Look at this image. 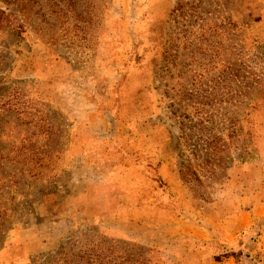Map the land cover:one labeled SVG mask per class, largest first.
<instances>
[{
    "label": "rangeland",
    "instance_id": "374dc122",
    "mask_svg": "<svg viewBox=\"0 0 264 264\" xmlns=\"http://www.w3.org/2000/svg\"><path fill=\"white\" fill-rule=\"evenodd\" d=\"M178 1L0 0V264H264V0Z\"/></svg>",
    "mask_w": 264,
    "mask_h": 264
},
{
    "label": "trees",
    "instance_id": "16d2710c",
    "mask_svg": "<svg viewBox=\"0 0 264 264\" xmlns=\"http://www.w3.org/2000/svg\"><path fill=\"white\" fill-rule=\"evenodd\" d=\"M228 1V0H227ZM219 1L211 2L209 0H179L173 10V17L175 19L180 18L181 16L186 17L187 13L180 12V14L175 16L176 11H180V9H190L192 13L188 15L189 24H194L199 27L201 30L200 37H207L209 34L216 35L217 29L216 25L214 23L204 24L206 20H204L199 15H195V12L201 9L202 5H209L212 4H218ZM225 1L223 2V5H225ZM229 18H226V20ZM200 22V23H199ZM193 26V25H192ZM218 27V26H217ZM211 31V32H209ZM184 34H186L187 30L184 29L182 31ZM192 32V31H189ZM177 56V55H176ZM211 102V100L209 101ZM204 102H199L198 104H201L199 108H195L193 115L197 118V121L193 122L190 117L184 115H180L179 117L182 118L181 121V128H180V134L181 139L184 141H193L195 140L197 142H204L206 147H210L213 145H216L217 149V143L221 145L222 139L219 135H217L213 128L209 127L206 123H208V120L210 116H208V111L205 109L206 105L209 104ZM194 141V142H195ZM205 160V159H203ZM205 165L207 164L206 160L203 162ZM193 174V173H192ZM195 177V174H193ZM197 180V179H196Z\"/></svg>",
    "mask_w": 264,
    "mask_h": 264
}]
</instances>
